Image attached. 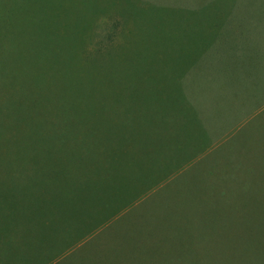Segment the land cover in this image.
I'll return each instance as SVG.
<instances>
[{"label": "rangeland", "instance_id": "1", "mask_svg": "<svg viewBox=\"0 0 264 264\" xmlns=\"http://www.w3.org/2000/svg\"><path fill=\"white\" fill-rule=\"evenodd\" d=\"M0 264H264V0H0Z\"/></svg>", "mask_w": 264, "mask_h": 264}, {"label": "trees", "instance_id": "2", "mask_svg": "<svg viewBox=\"0 0 264 264\" xmlns=\"http://www.w3.org/2000/svg\"><path fill=\"white\" fill-rule=\"evenodd\" d=\"M178 124V119H173L169 123H161V131L165 134L162 141V146H172L173 139L177 134L174 128ZM155 160V155L150 152L139 161H134L132 166L130 164L125 167L118 168L117 170H106L104 172L105 181L101 189L96 192L101 193L96 195L92 201L87 202L85 213L80 216L78 223L73 225L72 228L78 229L82 226L83 234L81 239H84L87 234H92L100 227L106 225L111 219L118 216L127 209L130 200L138 199L142 195L145 188H141L142 183L148 185L157 183L156 175L163 177L165 170L159 169L154 175H146L141 168L150 166ZM107 180L109 181L107 184ZM113 184V194L108 195L107 190ZM141 184V185H140ZM140 190L142 191H139ZM91 198L89 197L88 200ZM128 201V202H127ZM127 202V203H126Z\"/></svg>", "mask_w": 264, "mask_h": 264}]
</instances>
